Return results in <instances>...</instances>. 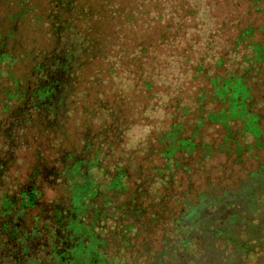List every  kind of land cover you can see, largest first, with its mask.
<instances>
[{"label": "trees", "instance_id": "1", "mask_svg": "<svg viewBox=\"0 0 264 264\" xmlns=\"http://www.w3.org/2000/svg\"><path fill=\"white\" fill-rule=\"evenodd\" d=\"M204 1L0 0V264H264V0Z\"/></svg>", "mask_w": 264, "mask_h": 264}, {"label": "rangeland", "instance_id": "2", "mask_svg": "<svg viewBox=\"0 0 264 264\" xmlns=\"http://www.w3.org/2000/svg\"><path fill=\"white\" fill-rule=\"evenodd\" d=\"M201 1V6L203 9H205V1L204 0H200ZM202 19L205 22V27H207L208 30H212L214 28V25L212 24V21L208 20L206 17L202 16ZM173 73H176L179 75L180 71H178L177 69L174 70ZM149 116L151 117H155V118H160V114L156 113V114H150ZM147 134V129L142 128V127H137V128H133L132 130H130L129 132V137L131 140V144L132 145H137L138 142L142 141L145 136Z\"/></svg>", "mask_w": 264, "mask_h": 264}]
</instances>
